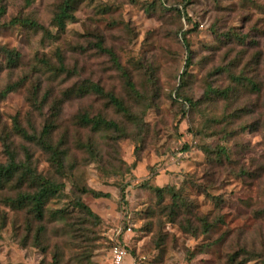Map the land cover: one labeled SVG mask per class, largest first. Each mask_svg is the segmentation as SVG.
Wrapping results in <instances>:
<instances>
[{
  "label": "rangeland",
  "instance_id": "374dc122",
  "mask_svg": "<svg viewBox=\"0 0 264 264\" xmlns=\"http://www.w3.org/2000/svg\"><path fill=\"white\" fill-rule=\"evenodd\" d=\"M62 2L0 0V164L3 143L17 161L26 149L38 173L64 185L41 223L0 195V264H108L115 237L134 264H262L264 0H79L60 33L52 18ZM87 83L134 120L107 98L77 94ZM208 88L225 94L206 96ZM53 112L63 175L13 130L17 119L38 135ZM83 113L118 123L124 135L78 125ZM166 187L192 205L182 225L160 212L154 190ZM78 197L97 219L75 209ZM58 210L63 217L53 219Z\"/></svg>",
  "mask_w": 264,
  "mask_h": 264
},
{
  "label": "trees",
  "instance_id": "16d2710c",
  "mask_svg": "<svg viewBox=\"0 0 264 264\" xmlns=\"http://www.w3.org/2000/svg\"><path fill=\"white\" fill-rule=\"evenodd\" d=\"M79 0H63V2L57 8V11L54 13L52 18L53 26L57 29L58 32L63 33L66 27V23L72 21L73 11L78 4ZM30 4V2H28ZM38 30L46 33L44 29L40 26H37L34 23H29ZM13 52L7 51V56L12 60ZM189 65V59L186 60L184 67V74L182 73L181 79L185 80L186 69ZM129 86L130 83H128ZM12 86H8L4 93L11 90ZM77 94L81 93H93L97 96L104 97L108 99V102L114 107V109L122 114L126 119L133 121L134 116L129 112V110L124 106L121 100L113 96L112 94H106L103 90L97 85L87 83L76 90ZM2 92L0 93L1 96ZM213 94L217 97H223L225 92L218 90L207 89V95ZM178 97V95H177ZM185 103L190 104V100L184 98ZM186 107V105H184ZM56 112L51 114V119L46 121L41 132L38 135L27 134L23 129H21L17 123V119L13 120V130L15 133L20 135L23 139L28 142H33L40 147L42 152L47 155V160L50 165L54 167L56 173L59 175L64 174V163L67 156V151L63 144L61 143L62 139L57 143L53 144L50 140V136L56 126L55 118ZM76 123L83 127H88L93 132L99 131H112L116 133L119 137L124 135V129L116 122L112 120H107L100 115L89 116L86 113L80 114L76 117ZM64 138V137H62ZM78 146H81L85 149L91 157H97L96 148L91 143L82 144L77 143ZM4 151L7 157L5 164H0V195H2V203L4 206L8 207L12 211H23L27 214L31 221L41 223L45 218V212L47 204L50 200L57 198L64 190V185L61 182L51 180L46 178L42 174L38 173L37 170L32 167L31 157L29 152L24 149V159L22 161H17L15 159V154L10 151L9 147L3 143ZM202 153L206 154L207 152ZM207 155V154H206ZM224 156V151L220 148L214 159H221ZM213 159V158H212ZM82 193H90L94 197H108L107 194L101 192H96L93 190L82 189ZM154 192L157 196L158 205L160 206L162 213H167L169 219L168 222L180 223L179 218L181 216L191 215L192 205L190 202L181 194L176 192L173 188H155ZM168 196L170 199L169 205H163L164 197ZM75 209L83 213V216L88 219H97L96 215L90 210V208L85 205L80 198H76L74 201ZM53 219L57 217H63L61 211H53L51 213ZM4 217L2 216V220ZM187 218L184 217L183 220L186 225L181 226L182 229L186 232L189 231L190 223L186 222ZM209 229V226L205 230ZM44 229L42 226H39L37 233L43 232ZM194 231V230H192ZM191 232V230L189 231ZM192 235L193 232L191 233ZM111 246V243H110ZM109 246V247H110ZM264 264V260L262 262Z\"/></svg>",
  "mask_w": 264,
  "mask_h": 264
},
{
  "label": "built area",
  "instance_id": "2783aa9c",
  "mask_svg": "<svg viewBox=\"0 0 264 264\" xmlns=\"http://www.w3.org/2000/svg\"><path fill=\"white\" fill-rule=\"evenodd\" d=\"M108 264H134V261L128 256L125 245L118 237L111 238V246L108 250Z\"/></svg>",
  "mask_w": 264,
  "mask_h": 264
}]
</instances>
